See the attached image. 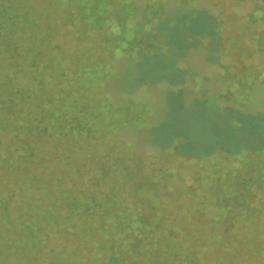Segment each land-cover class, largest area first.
Returning <instances> with one entry per match:
<instances>
[{
  "label": "rangeland",
  "instance_id": "rangeland-1",
  "mask_svg": "<svg viewBox=\"0 0 264 264\" xmlns=\"http://www.w3.org/2000/svg\"><path fill=\"white\" fill-rule=\"evenodd\" d=\"M55 1L60 0H37L36 11L46 10L48 22L56 28L54 42L63 47L64 57L72 56L71 64L77 56L92 58V64L99 67L104 62L107 73L119 72L124 76L120 85L133 76L142 87L151 84L159 88L158 95L145 103L134 102L139 109L150 110L152 114L145 111L129 117L124 108L120 113L113 107L107 109L108 114H115L114 121L121 129L115 134V145L105 138L92 140L84 148L73 137L58 145L52 139L37 140L33 142L35 155L30 169L20 175L11 174L10 180L18 185L22 178L35 175L40 179L41 191L32 201L41 200L38 205L44 209L58 202L65 209L62 215L65 220L67 204L77 198L73 194L93 191L89 188L95 186L94 178L98 175L95 161L109 154L101 180L109 189L105 193L108 203L113 205L114 198H128L121 189L122 183L129 189L142 182L144 189L139 193L150 201L152 208H146L144 214L138 210L137 214L147 225L153 226L167 217L166 227L172 228L176 216L162 209L172 210L179 205L187 216L184 222L192 224L191 218L203 221L198 222L205 242L200 252L207 255L204 260L199 256L201 264H218L227 255L228 264H264V86L260 83H264V0H63L64 7ZM54 3L60 9L54 8ZM63 9L67 24L62 19ZM88 19L91 23H87ZM73 20L80 23V29H72ZM90 24L103 33L102 41L95 35L77 40L70 33L82 34ZM243 26L246 29L242 34ZM216 32L221 38H213ZM24 37L25 43L34 40L32 34ZM20 42L18 49L12 51V72L19 68L26 50L25 43ZM37 47L34 43L27 51L31 62L41 60ZM42 62L49 65L46 59ZM90 69L88 65L86 70ZM95 93L90 98L83 92L79 96L78 109H84L82 115L87 114L89 102L95 101ZM119 104L113 102L114 106ZM241 104L247 105L245 113H235L234 108H240ZM162 120L164 123L154 125ZM78 129L79 135L90 137L84 127ZM171 134L173 140L184 142L181 151L187 153L180 159L171 160L180 152L174 142L163 145ZM152 140L156 142L151 143ZM97 142L101 143L96 145ZM71 146L75 147L69 150ZM165 158L168 162L163 171L171 176L160 170ZM137 162L139 173L135 172ZM29 173L32 175L27 177ZM199 173L204 175L197 176ZM181 184L195 188L194 193L169 203ZM154 186H158L159 193ZM115 187L116 191H112ZM30 191L34 193V188ZM132 191L135 195L136 188ZM28 192L23 188L13 195L1 189L0 206L4 209L0 214V231L1 222L18 213ZM157 195L162 196L160 200ZM200 197L202 207L197 206ZM7 198L12 204L5 207ZM130 198L131 195L128 201ZM44 209H40L39 215ZM98 211L102 212V208ZM184 214L180 218L185 219ZM215 216L220 220L230 218L229 226L225 221V225L218 227L220 236L227 231L223 246L219 240L207 241L212 228L210 220ZM78 218L77 237L64 228L56 233L46 227L38 236L47 245L43 248L36 247L37 238L28 237L29 241L22 242L25 234L21 227L2 235L0 244L5 250H0V264H31L25 255L41 260L40 264H107L101 249L107 248L108 237L118 234L116 228L110 226L107 236L102 237L98 223L82 227ZM177 233L184 251L190 253L193 247L189 237L181 229ZM25 245L35 247H27L25 254L22 253ZM175 249L180 253L170 264H192L189 253H182L177 244ZM109 250L106 249L105 257L111 256ZM166 251L165 245L159 256L167 258ZM120 264L127 263L120 261Z\"/></svg>",
  "mask_w": 264,
  "mask_h": 264
},
{
  "label": "trees",
  "instance_id": "trees-1",
  "mask_svg": "<svg viewBox=\"0 0 264 264\" xmlns=\"http://www.w3.org/2000/svg\"><path fill=\"white\" fill-rule=\"evenodd\" d=\"M36 1L0 0V193L2 188L7 193L13 195L17 190H22L23 188L29 191L25 200L21 202L23 206L18 209V213L11 214L7 220L1 222L0 240L2 235L21 227L25 234L22 237L23 239H21L22 242L24 240L29 241L28 237H33L37 238L36 247H47L38 238L41 233L45 232L46 227L52 232L56 231V233L60 231L59 229L64 228V230L70 232L71 236L77 237L78 225L80 224L78 217H80L82 227H90V223H98L100 226L99 230H101L102 235L104 234L102 237L107 236L106 234L110 231V226L116 228L115 230L118 234L108 237L106 240L108 242L106 249H110L111 256L105 257L106 249H101L102 256L107 264H120V261L121 263L125 261L127 264H170V261H173L180 253L175 249V244L182 248V253H189V250L184 251V244L178 240L177 232L181 229L189 237L190 244L193 247L189 253L192 264H201L207 255L200 252L201 247L205 243L201 239L202 237L204 238V234L199 231V225L203 221L191 218L192 224L188 221L184 222L187 216L183 213L184 208L182 205L174 207L172 210L168 209V207L162 209V212L172 213L177 218L176 222H173V227L167 228V217L153 226L147 225L145 221L143 222L139 218L141 214H137L138 210H141L139 213L144 214L146 208L147 210L152 208L150 201L143 199L139 193V190L144 189L142 182L132 185L129 189H127L128 185L122 183L121 189L123 192H126L128 198L129 195L132 196L130 201H128V198L124 199L121 197L120 199L114 198L113 205L107 202L105 193L109 189L105 184L101 183V180L104 173L103 165L109 154H105L102 160L97 159L95 161L98 175L94 178L95 186L89 188L91 191L93 189V191L90 193H88L89 191H81L80 194H73L72 197L77 198L75 200L72 199L67 204V216L65 220L62 219L63 210L65 209H61L57 204L58 202H54L44 209L38 205L41 200L35 199V202L32 201V198H35L37 195L36 193L41 191L40 179L35 177V175L28 179L26 177L25 179L22 178V181L18 185L10 180L11 174L18 172L20 175L30 169L35 155L34 141L52 139V142L58 145L59 142L64 141L66 138L73 137L78 139L77 145L84 148L92 140L100 141L101 138H105L106 142L111 141L110 144H114L115 134L121 129L117 127L114 121L115 114H108L107 109L113 107L120 113L122 108H124L129 117L136 114L139 116L146 110L139 109L134 102L145 103L150 98H155L159 90V88H155L151 84L145 87L138 85L135 83L136 79L133 76H130L120 85L124 77L123 75H119V72L107 73V69H104L106 67L104 62L102 63L103 66L99 67L92 64V58L88 60L86 56H82L83 58L80 56L74 57V63L71 64L70 58L72 56L64 57L65 51L63 47L54 42L56 28L48 22L46 10L43 9L41 12L36 11ZM55 3L63 7L66 5L63 0L59 2L55 1ZM55 3L53 7L60 9V6ZM67 7L69 8V6ZM62 11V19L66 21L64 9ZM91 19H88L87 23H91ZM72 22V29L77 30L81 28L79 22H74V20ZM70 33L77 40H84L95 35L96 38L99 37L100 40L97 38L99 41H102L104 37L103 33L93 24H90L82 34L79 32L75 34L73 31ZM27 34H32L34 42L27 40L25 43L24 36ZM213 38L219 39L221 38V34L219 35V32H216V35L213 33ZM21 40L25 43L26 50L23 51L25 53L22 56L19 68L16 72H12V51L18 49ZM34 43L38 45L37 55L41 57V60L31 62L27 51L30 50ZM7 46L12 47L9 49ZM43 59L48 61V66L43 64ZM88 65H91L90 71L86 70ZM124 70L127 72L126 68ZM10 75L12 77L8 78ZM260 83L264 86L262 81ZM82 92L89 98L96 92L95 101L89 102L87 105L89 110L85 115H82L84 109H78L81 104L79 96ZM165 98L168 100L166 96ZM113 102H120V104L114 106ZM246 106L245 104H241L240 108L235 107V113H245ZM167 108H171L170 104ZM231 109L233 108L231 107ZM149 113H151L150 110L147 114ZM128 122L129 120L126 119V124ZM160 123H164V121L162 120L154 125L157 126ZM79 127H84L86 130L84 132H89L91 134L90 137L86 138L84 135H79L77 132V130L79 131ZM111 134L113 135L111 136ZM99 135H101L100 139H96L95 136ZM9 137L10 139H8ZM168 138L170 141L167 140L163 145H167L168 142L169 144L170 142L171 144L174 142L178 152H181L179 154L176 153L175 156L177 157L172 156L171 160L173 158L180 159L182 155L187 153L185 150L181 151L184 146L183 140L177 138L173 140V134L170 137L168 136ZM153 142L156 141L152 140L151 143ZM99 143L101 142H97L96 145ZM74 147L71 146L68 149L71 150ZM166 162H168V158H165L164 163L160 164L162 173H164L163 167ZM136 164L135 172L139 173L141 171L138 169L140 163L137 162ZM164 174L171 176L169 173ZM29 175H32V173H29L27 177ZM202 175L204 174H197V176ZM208 185H210V182H208ZM103 187H105V190H99ZM154 187L156 193H159L158 186ZM31 188H34V193L30 191ZM133 188H136L135 195L131 193L133 192ZM194 189L192 186L186 185L184 187L181 184L177 194L174 195L173 199H170L169 203L185 194H193ZM112 191H116V187ZM161 197V195L158 196L159 200ZM82 199L85 202H81ZM4 202L5 207L12 204L10 198H7ZM214 203L217 204V201ZM139 204H147V206L144 209H139L137 207ZM202 205L203 197H200L197 206L202 207ZM110 207L112 208V212L109 211ZM99 208H102V212L98 211ZM3 209L0 206V214H2L1 211ZM40 209H44L43 213L40 212L42 215H39ZM81 210L82 212H80ZM132 210L136 212L131 213ZM182 214H184L185 219L180 218ZM229 220L230 218H226L222 223L225 225L226 221L227 226H229ZM118 221L125 222L123 226H120L123 229L119 227ZM199 221L201 223L198 224ZM210 222L212 228L208 233L209 238L207 237V241L219 240L220 246H223L225 243V232L227 231H224V234L221 235L222 237L218 234V225L221 222L220 218L213 217ZM145 224L146 226L143 227ZM161 230H164V233H160ZM149 231L153 232L148 235ZM200 241L202 242L199 245ZM27 245L23 248L22 253H25L28 248L33 249L35 247ZM165 245L167 246V258H162L158 252ZM0 250H5L1 244ZM199 256H202L203 259L200 260ZM24 258L30 259L29 262L31 264L41 261L39 259H31L28 255H25ZM225 258V260H221L218 264H228V255Z\"/></svg>",
  "mask_w": 264,
  "mask_h": 264
},
{
  "label": "flooded vegetation",
  "instance_id": "flooded-vegetation-1",
  "mask_svg": "<svg viewBox=\"0 0 264 264\" xmlns=\"http://www.w3.org/2000/svg\"><path fill=\"white\" fill-rule=\"evenodd\" d=\"M246 23H247V22H246ZM243 25H244V24H243ZM244 28H245V27L243 26V28L241 29L242 34L245 33ZM245 29H246V28H245ZM206 205H207V204H206ZM208 206H209V204H208ZM208 206H207V207H208ZM217 207H219V206H217ZM215 217H217V219H219V216H215ZM223 220H225V218H223V219L221 220V222H220V224L218 225V227H220L221 224L224 225V223H222Z\"/></svg>",
  "mask_w": 264,
  "mask_h": 264
}]
</instances>
